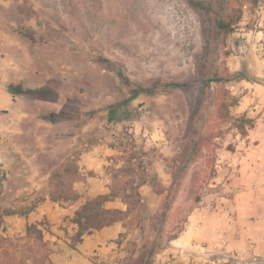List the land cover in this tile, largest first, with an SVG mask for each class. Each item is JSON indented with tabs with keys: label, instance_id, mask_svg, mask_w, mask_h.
<instances>
[{
	"label": "rangeland",
	"instance_id": "rangeland-1",
	"mask_svg": "<svg viewBox=\"0 0 264 264\" xmlns=\"http://www.w3.org/2000/svg\"><path fill=\"white\" fill-rule=\"evenodd\" d=\"M190 2L0 0V81L16 93L33 70L61 143L80 136L101 160L83 170L76 151L44 185L10 177L0 121L4 264L74 249L75 211L102 194L125 214L88 264H264V0ZM45 197L68 214L28 221Z\"/></svg>",
	"mask_w": 264,
	"mask_h": 264
},
{
	"label": "crops",
	"instance_id": "crops-1",
	"mask_svg": "<svg viewBox=\"0 0 264 264\" xmlns=\"http://www.w3.org/2000/svg\"><path fill=\"white\" fill-rule=\"evenodd\" d=\"M27 64L30 68L28 62ZM35 65H37L36 61ZM32 71L21 74L19 80L22 83V91L19 94L9 93L6 88L7 81H0V121L7 120L5 128L7 126V137L11 144L9 152L11 157L7 160L10 177L19 175L18 178L22 176L30 179L29 183L31 184L44 185L48 182L50 174L46 176L43 169H56L64 159L76 151H79L78 164L81 169L96 170L101 165L99 148L82 149L80 136L65 137L66 140L61 143V136L57 130L59 124L52 119L54 116L47 114V102L30 96V93L40 82L38 74L32 73ZM2 125L4 127V124ZM3 127L1 128L0 125V131L3 130ZM260 167L261 173L264 174L263 159ZM66 214L68 211L58 209L53 202L45 197V200L34 208L26 219L36 222L46 217L52 223L56 221L58 215ZM120 230L121 226L114 223L109 227L92 232L85 235L82 242L74 249L69 248L66 243L60 240L53 241L49 245L52 251L48 263L88 264V256L97 250H102L120 233Z\"/></svg>",
	"mask_w": 264,
	"mask_h": 264
},
{
	"label": "trees",
	"instance_id": "trees-1",
	"mask_svg": "<svg viewBox=\"0 0 264 264\" xmlns=\"http://www.w3.org/2000/svg\"><path fill=\"white\" fill-rule=\"evenodd\" d=\"M190 1L193 6L200 5L203 9H208L209 7L208 5L196 4L192 0ZM226 26L224 23H219L221 29H225ZM21 91L22 89H18L16 93L19 94ZM236 121L239 124L235 128L243 134L246 133V125L251 128L253 124V121L245 116L238 118ZM142 185L143 183L139 184V187ZM110 198V194L98 195L96 198L86 201L79 210L75 211L74 218L71 220L77 226V230L72 237L74 247L82 242L85 235L123 221L122 216L125 214L124 212L120 210H109L103 207L105 203L111 201ZM123 203L127 205V212H130L132 204L126 200H123ZM26 232L27 235L30 233L41 234V231L37 229V225L35 224L28 225ZM1 253L6 254L5 251H1ZM4 263L5 261H0V264Z\"/></svg>",
	"mask_w": 264,
	"mask_h": 264
}]
</instances>
